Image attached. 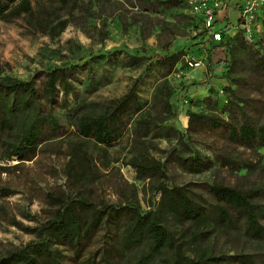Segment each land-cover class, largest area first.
<instances>
[{"label": "trees", "instance_id": "obj_1", "mask_svg": "<svg viewBox=\"0 0 264 264\" xmlns=\"http://www.w3.org/2000/svg\"><path fill=\"white\" fill-rule=\"evenodd\" d=\"M57 1L61 5L76 4V0ZM137 2L147 12L174 6L183 0ZM241 6L239 0L234 1L233 7L238 12ZM15 17H22L28 27L50 36L57 34L65 23V19H56L52 9L42 6L34 9L31 0H0V18ZM188 17L193 30L188 36L189 45L199 48L206 42L203 47L209 59L210 51L216 50L219 55L215 61L222 69V77L237 82L242 75L232 74L245 71L264 85V23L263 26L257 23L256 13L252 17L255 30L252 38L255 34L258 47L246 55L244 66L237 55L244 42L240 14L233 23L224 12L220 26H214V16L208 25L200 13L193 12ZM260 20L264 22V15ZM116 51H98L87 59L51 64L38 84L31 78L4 72L0 64V160L31 159L52 137L62 134L63 124L53 112V107L59 106L74 133L103 146L116 142L127 126H131L133 139L139 142L153 128L165 126L163 134L176 140L166 156L176 165L189 172H200L216 163L235 171L242 183L231 184L217 178L197 182L199 189L208 194L207 199L194 191L190 182L176 184L160 180L155 184L159 198L146 209L140 207L137 197L94 201L84 195L62 197L47 193L49 213L34 224L15 219L0 202V219L33 235L5 249L0 254V264H264V165L233 149L239 146L256 151L264 147V119L256 117L254 105L247 98L226 85H221L219 90L228 88L231 97L219 96L217 105L206 96L207 109L185 108L183 130L174 120L177 103L172 90L163 83L154 88L148 107V100L137 93L135 81L119 95L85 100L81 90L92 91L99 83L91 64L112 61ZM186 51L169 41L152 54L140 48L124 52L121 62H142L143 69L156 65L166 75ZM79 69L87 70L85 79L79 83L80 89L74 78L70 79ZM208 90L217 89L209 87ZM183 98L186 102L192 100L189 96ZM152 107L155 114L150 113ZM167 113L169 123L161 125L159 122L168 117ZM199 131L218 134L223 139L222 145L205 144L209 153L200 151L191 138L192 133ZM157 133L158 130L153 135ZM77 159L83 168L88 166L89 157L84 151L78 152ZM130 163L136 178L165 174L159 160L133 157ZM257 165L255 177H249L248 172ZM4 168L0 163V170ZM13 192L8 185L0 184V197ZM204 218L224 226L238 224L243 236L240 246L230 253L219 252L209 241L208 229L196 224L192 227L187 224L184 228L175 225L185 220L196 223Z\"/></svg>", "mask_w": 264, "mask_h": 264}, {"label": "rangeland", "instance_id": "obj_2", "mask_svg": "<svg viewBox=\"0 0 264 264\" xmlns=\"http://www.w3.org/2000/svg\"><path fill=\"white\" fill-rule=\"evenodd\" d=\"M137 3V0H91V2L76 0L74 6H69L61 5L57 0H31L34 9L41 6L52 9L57 14L56 19H65V23L57 34L50 36L28 27L22 17L8 20L0 18V64L3 71L20 78H31L38 84L51 64L61 65L79 61L91 57L98 51L116 49L117 55L112 61L91 64L95 68L94 78H99V83L95 84L92 91L81 90L85 100L119 95L135 81L137 93L148 100L146 104L148 107L154 88L163 83L166 88L172 90V97L177 103L174 120L177 127L183 130L186 118L181 116V112L183 113L190 104H193L196 110L207 109L204 101L206 96H209V100L215 105L218 104L219 96L231 97L228 88H224L222 92L219 90L221 85H226L234 89L238 95L247 98L249 103L254 105L256 117L264 119V85L261 81L256 76L249 77L245 71L231 73L232 76L242 75L237 82L227 80L221 76L220 65L211 59H209L211 64H207L210 74L204 78L209 86L201 87L203 91L198 94L200 98L183 104V97H188L191 93L187 86L192 84L190 81L188 83L184 81L203 78L202 71L194 74V60L203 61L204 54L205 56L207 54L204 48L206 42L203 44L204 47L202 45L199 48L189 45L188 36L193 30L188 15L193 12L189 9L188 1L183 0L177 5L147 12L136 5ZM219 4L217 8H221L223 2L219 0ZM86 5L87 8L84 9ZM252 12L258 17L257 23L261 22L263 26L264 22L260 19L263 18L264 9L256 7ZM251 27L255 31L253 21ZM214 37L217 35L214 34ZM169 41L171 45L181 46L187 51L166 75H162V70L156 65L143 69L142 62L137 64L121 62L124 52H134V49L140 48L152 54ZM257 47L255 34L250 40L244 39L237 53L242 60L241 66L245 64L246 55L254 52ZM210 53L212 59L219 55L217 51ZM86 71L79 69L74 76H70L72 77L70 79L74 78L73 81L79 89L81 87L79 83L85 79ZM209 87L217 90L210 91ZM202 93L206 96H202ZM153 109L155 107L150 108L151 114H155ZM53 112L63 124L62 134L52 137L31 159L0 160V163L5 165L4 170H0V184L8 185L14 190L12 194L0 197V202L5 204L8 214H13L15 219L24 224H34L49 213V205L45 200L47 193L62 197L84 195L94 201L99 199L122 201L126 197H137L140 207L146 209L154 205L159 198L155 184L160 180L176 184L190 182L191 188L207 199L208 194L199 189L197 182L217 178L231 184L242 183V179L235 171L216 163L200 172H189L176 165L166 156L176 140L174 136L163 134L166 131L165 126H160L156 130L153 128L148 134L140 137L141 142L133 139L131 126H127L116 142L103 146L74 133L61 107L54 106ZM159 123L168 124L169 114ZM157 130L158 133L153 135ZM191 138L193 145L206 153L209 151L205 144L219 146L223 143L218 134L205 131L192 133ZM233 149L254 162L258 161L259 165H264V147L257 148L256 151L239 146ZM79 151H84L89 157L87 167L80 166L77 159ZM69 156H72L70 161ZM133 157L159 160L163 164L164 176L136 178L135 170L130 163ZM258 170L257 165L248 172V176L255 177ZM187 224L190 227L196 224L208 229L209 241L213 243L214 250L219 252L230 253L236 250L243 240L238 224L224 226L204 218L196 223L185 220L175 225L184 228ZM32 237V234L0 219V254L5 249L19 245Z\"/></svg>", "mask_w": 264, "mask_h": 264}, {"label": "crops", "instance_id": "obj_3", "mask_svg": "<svg viewBox=\"0 0 264 264\" xmlns=\"http://www.w3.org/2000/svg\"><path fill=\"white\" fill-rule=\"evenodd\" d=\"M223 2V4L221 5V8H216L215 9V13H214V26H220L221 23H222V15L224 12L227 13L228 17L232 20L233 23L236 22L237 18L239 17V14H240V10L238 12V10L234 9L233 5H234V1L236 0H221ZM240 3H242L244 0H239ZM234 27H235V24H233ZM216 50H212L211 52H213ZM212 53H210L211 55ZM203 57H207V60H204L203 61H199V60H194V74H199L201 71L203 72V78L202 77H199V78H202V79H186L184 82L185 83H188L190 81V85L187 86V90L190 91L191 90V93H189V98H191L193 101L194 100H197L198 98H200V92L203 91V89L201 88L202 86H205V87H208L209 85L206 84L205 82V79L206 77L210 74V71H209V66H207V64H211L210 61H209V58L206 54H204ZM212 62L215 61V59H212L210 58ZM190 64V62H188ZM185 72V71H184ZM200 76V75H198ZM185 75H183L182 78H184ZM197 78V77H196ZM205 78V79H204ZM205 95V93H202V96ZM206 96V95H205ZM190 109H194L193 107V104H190L189 107ZM181 116L185 119L186 116L184 114V112L182 113L181 112Z\"/></svg>", "mask_w": 264, "mask_h": 264}, {"label": "built area", "instance_id": "obj_4", "mask_svg": "<svg viewBox=\"0 0 264 264\" xmlns=\"http://www.w3.org/2000/svg\"><path fill=\"white\" fill-rule=\"evenodd\" d=\"M189 9L194 13H200L203 16L205 25H208L214 16V10L219 6V0H187ZM256 7L264 9V0H244L240 9V16L242 18L240 25L243 29L244 39H252V17ZM217 35V34H215ZM182 102H186L183 98Z\"/></svg>", "mask_w": 264, "mask_h": 264}]
</instances>
